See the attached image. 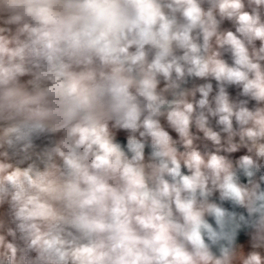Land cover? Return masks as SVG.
<instances>
[{
	"label": "clouds",
	"instance_id": "obj_1",
	"mask_svg": "<svg viewBox=\"0 0 264 264\" xmlns=\"http://www.w3.org/2000/svg\"><path fill=\"white\" fill-rule=\"evenodd\" d=\"M208 3L205 10L201 0H12L41 25L30 30L31 51L47 61L37 80L51 86L35 96L20 88L0 95V120L23 117L3 129L0 146L26 152L45 130L65 129L66 139L53 149L63 171L54 162L44 171L0 165V202L10 196L16 226L7 230L11 241L0 235V264H235L242 226L251 229L252 251L239 256L240 264H264V176L256 179L264 165L245 155L234 168L223 155L193 148L194 106L186 92L175 91L186 74L211 76L242 85L244 95L264 102V0ZM224 20L235 32L220 31ZM213 38L231 53V66L213 50ZM7 43L0 37V52L9 51ZM64 57L84 70L69 71ZM9 75L0 83L8 84ZM158 75L175 99L157 92ZM199 91L203 108L211 85ZM45 97L51 98L47 110L29 107ZM217 102L230 141L233 116L241 139L264 137V108L234 111L223 87ZM165 114L185 151L161 126L158 117ZM39 117L54 123L46 129ZM110 121L132 133L143 128L139 136L151 139L147 162L146 143L130 135L125 151L110 133ZM205 123L202 113L195 118L220 144ZM257 156L264 157V148Z\"/></svg>",
	"mask_w": 264,
	"mask_h": 264
},
{
	"label": "crops",
	"instance_id": "obj_2",
	"mask_svg": "<svg viewBox=\"0 0 264 264\" xmlns=\"http://www.w3.org/2000/svg\"><path fill=\"white\" fill-rule=\"evenodd\" d=\"M201 6L207 10L210 6L208 0H201ZM16 15H20V19L15 23H8V21ZM219 19V17H217ZM41 27L40 23L30 15L24 14L22 9L13 7L12 0H0V37L7 40L8 43L6 47L9 49L8 52H0V81L5 78V74L9 75L8 84L0 83V95L3 92L11 88H20L24 92L28 93L30 96H35L38 91H43L45 88L51 86V81L41 77L37 80V76L40 72L45 71L47 68V61L41 56L35 55L31 51V42L33 37L30 35V30L32 28ZM220 31H233L235 32V26L231 21L224 20L221 22ZM202 43V37L198 40ZM23 45H29V47L24 48V51L20 55H13L12 53L19 47ZM213 50L220 52V58L223 59L230 66L233 64L232 55L229 51L219 48L215 44V38L212 41ZM38 49L40 45L36 46ZM254 47L259 49L260 41H255ZM147 48V46H146ZM134 51V49H131ZM175 55H182L181 50H176ZM152 53L149 54V59H151ZM64 62L70 64L69 71L80 72L84 70V65H77L72 61H69L67 57H64ZM264 65V61L261 62ZM99 62L94 60L93 67H98ZM16 68L22 69L21 72L15 71ZM191 76L185 75L183 82H180L181 87L175 91H184L187 93L186 99L188 102L192 103L194 106L193 123L190 128V132L193 138V148L199 150L202 154H209L216 152L219 155L225 156L226 154H232L236 157L250 156L258 164L262 165L264 163V157L257 156L258 149L264 148V137L250 139L248 136L242 135L241 126L237 123L235 116L232 117V131L234 135L229 140V134L225 132L224 125L219 123L220 113L216 112L218 107L217 97L220 94V88L223 87L227 95L229 104L233 107V110H238L241 107H246L249 110L254 111L256 108H264V102H256L250 96L243 94L242 85L227 84L216 81L213 77H197L195 80L188 82ZM157 79L159 83L157 85V92L165 97V99L171 101L175 99L173 94L174 90L166 89L167 81L164 80L162 75H158ZM173 79H175V73H173ZM211 85V91H209L207 96L208 103L201 108L199 106V101L204 99L203 94L199 91V88L205 85ZM50 97H45L38 102L29 105L32 109L47 110L52 105L49 103ZM143 104V98H138ZM205 117V127L212 132L217 133L220 136V144L214 143L205 132L197 127L195 124V118L200 114ZM147 113H145L146 115ZM23 117H16L15 120H0V134H2L3 129L10 126L11 124L22 120ZM41 121L47 127H50L54 120L50 117H39ZM143 119V117H142ZM161 126L169 132L174 141H176V146L180 151H185L183 142L180 139L176 131L169 125L167 121L166 114L158 117ZM114 122H109V131L113 135L116 141L119 138H123L127 141L130 135H135L137 139H141L143 142L151 143L150 137L142 138L139 136V131H143V128L139 129L136 133H132L130 130L118 129L113 126ZM247 127V126H245ZM66 139V130L59 129L56 132H51L45 130L44 132L38 134L33 138V147L28 151H21L20 147L9 148L6 144L0 146V165H10L11 167L8 171H13L19 169L21 171L31 167L33 171H44L49 163H56L58 167L63 171V160L53 149L60 145L61 141ZM235 144L236 151H227L231 145ZM49 154H51L52 159L49 160ZM150 155V150L145 148V160L147 162ZM233 167H234V163ZM262 169V167H261ZM264 173V169L262 170ZM257 182L259 178L256 177ZM261 183V182H260ZM218 197V193L214 194ZM10 196L6 197L3 202H0V235H4L6 240L11 241L12 237L7 235V230L9 228L15 229V224L12 223L14 217V210L11 208L9 203ZM250 232L246 233V239L237 244L238 259L239 256H246L248 252L252 251ZM262 254H264V249H260ZM240 262V261H239ZM238 264V263H237Z\"/></svg>",
	"mask_w": 264,
	"mask_h": 264
},
{
	"label": "water",
	"instance_id": "obj_3",
	"mask_svg": "<svg viewBox=\"0 0 264 264\" xmlns=\"http://www.w3.org/2000/svg\"><path fill=\"white\" fill-rule=\"evenodd\" d=\"M115 142L120 143L121 146H122V148H123L125 151H127V149H126L127 141H126L125 139H123V138H119V139H117ZM145 143H146V148H148V149L150 150V152H151V147H150V144H151V143H149V142H145ZM182 171H183L185 174H188L187 169H184L183 166H182ZM258 174H259V172L257 173V175H258ZM263 176H264V174H263ZM243 183H245V184L247 183V178H245V179L243 180ZM262 188H264V186H263ZM217 198H218V197L213 196V197H211L210 199H217ZM228 206H229V205H228ZM233 210L236 211V212L238 213V208H234ZM250 231H251V229H248V228L243 227V228L241 229L240 233H239V236H238V239H237V244L243 242V241L246 239V233H248V232H250Z\"/></svg>",
	"mask_w": 264,
	"mask_h": 264
},
{
	"label": "flooded vegetation",
	"instance_id": "obj_4",
	"mask_svg": "<svg viewBox=\"0 0 264 264\" xmlns=\"http://www.w3.org/2000/svg\"><path fill=\"white\" fill-rule=\"evenodd\" d=\"M239 160V159H238ZM236 165H237V163H234V168L236 167ZM263 172H262V170H261V168H260V171H259V174L257 175V177L259 178L260 176H263ZM245 179V177H243L242 175H241V182L243 183V180ZM264 186V182H261V188ZM225 207H229L228 205H225ZM238 213H243L245 216H247V212H246V210L245 209H242V208H238ZM242 228H243V226H242Z\"/></svg>",
	"mask_w": 264,
	"mask_h": 264
},
{
	"label": "rangeland",
	"instance_id": "obj_5",
	"mask_svg": "<svg viewBox=\"0 0 264 264\" xmlns=\"http://www.w3.org/2000/svg\"><path fill=\"white\" fill-rule=\"evenodd\" d=\"M225 157H226L227 159H229L232 163H237V162H238V159H239V157H236V156H234V155H232V154H226ZM262 165H264V163H262ZM263 169H264V167H262L261 170H263ZM216 197H217V196H216ZM247 254H248V253H247ZM237 263L240 264L239 261H238ZM237 263H235V264H237Z\"/></svg>",
	"mask_w": 264,
	"mask_h": 264
},
{
	"label": "trees",
	"instance_id": "obj_6",
	"mask_svg": "<svg viewBox=\"0 0 264 264\" xmlns=\"http://www.w3.org/2000/svg\"><path fill=\"white\" fill-rule=\"evenodd\" d=\"M197 77L196 76H191L190 78H189V80H188V82H191V81H193V80H195Z\"/></svg>",
	"mask_w": 264,
	"mask_h": 264
}]
</instances>
